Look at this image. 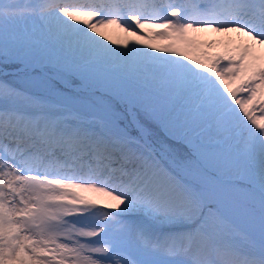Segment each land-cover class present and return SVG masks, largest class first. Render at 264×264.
Segmentation results:
<instances>
[{
    "label": "snow or ice",
    "instance_id": "6c2138e0",
    "mask_svg": "<svg viewBox=\"0 0 264 264\" xmlns=\"http://www.w3.org/2000/svg\"><path fill=\"white\" fill-rule=\"evenodd\" d=\"M0 65V264H264V0L0 3Z\"/></svg>",
    "mask_w": 264,
    "mask_h": 264
},
{
    "label": "rangeland",
    "instance_id": "374dc122",
    "mask_svg": "<svg viewBox=\"0 0 264 264\" xmlns=\"http://www.w3.org/2000/svg\"><path fill=\"white\" fill-rule=\"evenodd\" d=\"M0 3H14V4H18V5H24V4H28L29 7H35L36 5L42 4V3H48V0H0ZM51 5H62V6H67L69 7V9L71 10L73 6H75V4H66L65 0H60V1H56L54 3H49ZM170 11V9H169ZM35 25L36 27H39V20L37 17H33L30 21H29V26L31 27L32 25ZM115 31L113 30V32H111L110 34L113 35V38H115ZM195 34V35H192ZM192 37L194 38V40L197 42L198 44V49L197 51H194L192 54L194 55H198L199 52L201 51H206L209 54L212 53H218V52H223V48H219V46L215 43H212V47L208 48L206 46V42L201 41L202 36L196 35V33H192ZM122 35V34H121ZM120 35V37H121ZM119 37V35H118ZM119 37V38H120ZM122 39V38H121ZM151 43H167V41H163L160 40L159 38H157L156 40H152V41H148ZM10 69H5L3 68L2 65H0V78H3L2 73L3 72H10ZM9 80H13L14 77H12L11 75H9L7 77ZM257 115H259V113L257 112ZM137 133L134 131L133 135H136ZM150 140L151 142L157 147V149L159 150L160 147L163 146H171V148L174 150L173 153H171L170 155H175L177 157L183 156L185 149L183 147V145L180 144H176L173 140H170L168 138V134L159 127L156 126H152L150 128ZM168 157V156H167ZM168 159V158H166ZM87 195L91 196L93 199H95L98 203V206H103V200H102V194H98V193H88ZM101 204V205H100ZM101 210H104L103 208H101ZM243 228L242 226L238 227L235 232L233 233L234 238L236 239V241L240 244H245L246 241H244L243 239Z\"/></svg>",
    "mask_w": 264,
    "mask_h": 264
},
{
    "label": "bare ground",
    "instance_id": "6f19581e",
    "mask_svg": "<svg viewBox=\"0 0 264 264\" xmlns=\"http://www.w3.org/2000/svg\"><path fill=\"white\" fill-rule=\"evenodd\" d=\"M56 1H60V0H48V4L54 3ZM96 1H99L97 3V6L103 5V6L112 7V5L115 4L119 0H65V3L79 5V4H86V3L91 4V3H95ZM118 35L120 37L121 34L115 33V39L123 38V34L121 35L120 38L118 37ZM192 35H195V34H192ZM196 35L202 36L201 41L203 42L207 43L211 41L212 43L217 44L219 48H223V51H225V49L228 47H235L247 40L246 37H243L239 33L221 34V33H214V32L209 31V32H197ZM149 142H151L150 138H149ZM242 147H246V146L242 145ZM166 158L168 157L165 156V159ZM102 200H103V203H105L107 201V198L102 195ZM100 207L103 208L102 206Z\"/></svg>",
    "mask_w": 264,
    "mask_h": 264
}]
</instances>
